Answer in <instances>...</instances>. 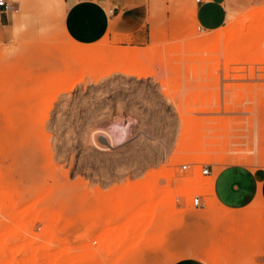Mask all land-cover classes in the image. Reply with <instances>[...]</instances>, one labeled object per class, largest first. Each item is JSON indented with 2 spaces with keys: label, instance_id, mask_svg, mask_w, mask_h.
<instances>
[{
  "label": "rangeland",
  "instance_id": "rangeland-1",
  "mask_svg": "<svg viewBox=\"0 0 264 264\" xmlns=\"http://www.w3.org/2000/svg\"><path fill=\"white\" fill-rule=\"evenodd\" d=\"M10 2L16 11L0 14V264H264V209L238 220L205 191L228 166L264 174V41L262 60L257 47L227 66L223 48L193 52L212 33L193 16L197 0H104L109 15L143 10L140 35L112 20L99 43L82 45L62 28V0ZM224 8L220 31L263 11L264 0ZM77 45L94 52L87 70L71 60ZM186 132L197 141L183 146ZM148 181L169 206L142 236L130 234L136 247H118L126 218L111 209L128 184ZM196 195L205 207L193 205Z\"/></svg>",
  "mask_w": 264,
  "mask_h": 264
},
{
  "label": "crops",
  "instance_id": "crops-1",
  "mask_svg": "<svg viewBox=\"0 0 264 264\" xmlns=\"http://www.w3.org/2000/svg\"><path fill=\"white\" fill-rule=\"evenodd\" d=\"M224 1L201 0L198 3L197 20L204 30L216 31L224 26L227 19ZM62 4V28L75 42L82 45L99 43L110 30L112 20H116L120 31L128 37L140 35L139 28L145 22V12L139 8L121 9L117 14L114 12L109 15L103 5L104 0H62ZM204 16L209 20V25H205ZM263 146L260 140L259 153ZM259 172L260 168L256 170L245 165H232L216 174L215 196L226 209L239 213L238 220L246 218V213L256 205L264 209V174ZM262 243L264 244V239ZM133 258L135 257L131 256L128 259ZM176 261L173 260L170 264H207L199 257Z\"/></svg>",
  "mask_w": 264,
  "mask_h": 264
},
{
  "label": "bare ground",
  "instance_id": "bare-ground-1",
  "mask_svg": "<svg viewBox=\"0 0 264 264\" xmlns=\"http://www.w3.org/2000/svg\"><path fill=\"white\" fill-rule=\"evenodd\" d=\"M193 16L196 19V17H197L196 9L193 11ZM263 41H264V10L255 14V15H252L251 17L247 18L246 20H244L240 23H237L235 25L230 26L228 29H226L224 31L216 30V31H212L211 34H204V35L199 36L196 39L197 43H196L195 50L193 52L194 53H201V55H204L206 53L219 52L220 49L223 48V52H224V56H225V63L227 66H229L230 64H232L238 60H240V63H242L241 59H239L240 56L242 54H244L245 52H249L248 49H250V50L254 49V51H256L257 47H258V50H257L256 54L258 55V59H256V60H258V61L262 60L264 57L263 56L264 53L262 54V52H261L262 49H260V46H261V43H263ZM93 53L94 52L92 50H90V48H87V47L82 46V45H77L74 53L71 55L72 56L71 60L73 61V63H76V66L80 67L81 69L85 68L84 70H87L86 66L89 63V60L91 58L94 59V57H95V55ZM250 53H249V56L250 57L252 56V58H253L254 54L252 55ZM95 62L100 63V59H97V60L95 59ZM238 63H239V61H238ZM260 63H262V62H260ZM125 66H124V68L127 70L128 65L126 67ZM98 67H99V65H98ZM86 72L87 71H85V73ZM90 72H91V70H90ZM85 73H84V75H85ZM84 75H81V76H84ZM68 81H69V79H68ZM184 122L187 125V127L190 129L192 126L191 121L185 119ZM119 127H120L119 125L115 126V128H119ZM125 134H126L125 131H123L118 139L119 140L124 139ZM188 139L193 140V141H197V137L193 133L186 132L184 137H183V140H182L183 146H186V141H188ZM201 142H202V139H201ZM206 142L210 143L211 140L208 139V140H206ZM181 151L185 152V151H187V148L183 147V149ZM207 152L209 153L210 149H208ZM204 157H206L208 159L210 158L209 155H205ZM152 182H153V180H152ZM186 186L189 187L188 184L185 185V183H184V186H183L184 189L183 190L185 192L187 191L186 193L193 191L192 189L190 190V188L193 187V184L191 185L190 188H188V187L186 188ZM180 188H182V187H180ZM196 188H197V186H196ZM155 190L156 189H155L154 185H152V183L149 181L145 182L144 184L142 183L140 185H135V186L128 184L126 186V189H125L126 193L124 194V196L122 198L118 199L119 204L118 205L111 204L109 206L110 209L112 208V205L117 206L114 210L111 209V215L114 216L113 217L114 219L118 220L121 218V220H122V218L124 217L123 219L125 220V218H126V220L123 221V223H121L122 221L121 222L119 221L121 224L119 223V227L117 226L118 231L116 232V230H115L116 235L114 237L116 238L115 240H118V241L114 240V242H116V244L118 243L117 244L118 247L120 245L122 246V244H127L125 241H126V239H130L132 237V235H131V237L128 238L130 236V234L135 233L136 235L135 234L134 235H135V237H137V233L139 232L140 234H138V235L142 236L143 229L145 227H147L148 225H150L152 221L157 219L158 215L160 214V210L164 209V207H166V206H169V204L167 205L168 202L166 201V199H164L165 198L164 196L160 195V199L158 198L159 197L157 195L158 193ZM194 190H195V188H194ZM205 191H207L208 194L211 196L210 202H211V205L213 206V204L217 201L216 200L217 198L214 194V187L213 188H207V189H205ZM166 196H168V195H166ZM175 198H176V195H175ZM171 201L173 204L171 203ZM140 203H143L144 205H140L143 207L141 209L139 208L137 210L136 205L139 206ZM171 204L172 205L175 204L174 199L170 200V207H171ZM172 208H174V206L171 207L170 209H172ZM170 211H172V210H170ZM225 211H227V210H225ZM206 215H207V213H206ZM160 217H161V215H160ZM120 225H121V227H120ZM113 229L114 228H112L111 231H113ZM117 236H118V238H117ZM135 237L133 236V238L130 239V241H128V242H130L129 244L133 245L134 247H136V245H134L135 244L134 242L137 241L135 239ZM133 239L135 240L134 242L132 241ZM145 239H146V241L148 240L146 237H144V241H145ZM143 242H141V243H143ZM141 243L139 245L137 243V247L142 246L144 244V243L143 244H141ZM129 244L126 246L128 247ZM151 244L153 246L155 243L154 244L151 243ZM144 246H145V244H144ZM158 246L159 245L156 242V244H155V246H153V248H159ZM127 247H126V250L131 249V246L128 247L129 249H127Z\"/></svg>",
  "mask_w": 264,
  "mask_h": 264
},
{
  "label": "built area",
  "instance_id": "built-area-1",
  "mask_svg": "<svg viewBox=\"0 0 264 264\" xmlns=\"http://www.w3.org/2000/svg\"><path fill=\"white\" fill-rule=\"evenodd\" d=\"M197 3H201V0H197ZM16 11L15 2H10V0H0V12L2 14H5L7 17L9 13ZM114 11H111V14H113ZM183 170H187L189 168V165H184ZM202 174L206 177L212 175V168L208 165L203 166ZM193 205L196 208H203L206 206L203 196L196 195L193 198Z\"/></svg>",
  "mask_w": 264,
  "mask_h": 264
}]
</instances>
